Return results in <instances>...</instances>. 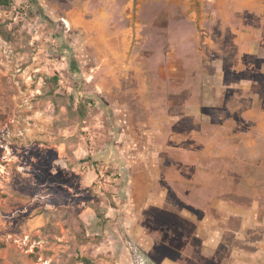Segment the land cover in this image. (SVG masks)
I'll list each match as a JSON object with an SVG mask.
<instances>
[{
    "label": "rangeland",
    "instance_id": "374dc122",
    "mask_svg": "<svg viewBox=\"0 0 264 264\" xmlns=\"http://www.w3.org/2000/svg\"><path fill=\"white\" fill-rule=\"evenodd\" d=\"M252 99L264 0H0V264H153L131 232L162 154Z\"/></svg>",
    "mask_w": 264,
    "mask_h": 264
},
{
    "label": "flooded vegetation",
    "instance_id": "af4514ba",
    "mask_svg": "<svg viewBox=\"0 0 264 264\" xmlns=\"http://www.w3.org/2000/svg\"><path fill=\"white\" fill-rule=\"evenodd\" d=\"M173 100L175 121L190 113L200 122L197 99ZM239 115L244 130L220 122L221 130L191 128L189 136L178 134L174 158L162 154L166 209L144 212L131 232L153 264H264V110L252 99Z\"/></svg>",
    "mask_w": 264,
    "mask_h": 264
},
{
    "label": "crops",
    "instance_id": "0c3cea01",
    "mask_svg": "<svg viewBox=\"0 0 264 264\" xmlns=\"http://www.w3.org/2000/svg\"><path fill=\"white\" fill-rule=\"evenodd\" d=\"M258 245H259V248H261L263 250L264 249V240L261 241L260 243H258ZM263 254H264V252H263Z\"/></svg>",
    "mask_w": 264,
    "mask_h": 264
},
{
    "label": "bare ground",
    "instance_id": "6f19581e",
    "mask_svg": "<svg viewBox=\"0 0 264 264\" xmlns=\"http://www.w3.org/2000/svg\"><path fill=\"white\" fill-rule=\"evenodd\" d=\"M68 24V23H67ZM69 27V26H68Z\"/></svg>",
    "mask_w": 264,
    "mask_h": 264
},
{
    "label": "trees",
    "instance_id": "16d2710c",
    "mask_svg": "<svg viewBox=\"0 0 264 264\" xmlns=\"http://www.w3.org/2000/svg\"><path fill=\"white\" fill-rule=\"evenodd\" d=\"M4 1V0H3Z\"/></svg>",
    "mask_w": 264,
    "mask_h": 264
}]
</instances>
